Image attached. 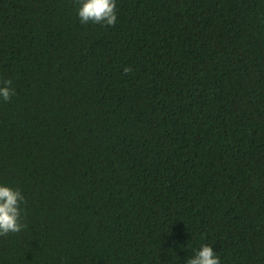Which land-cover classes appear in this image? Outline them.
Listing matches in <instances>:
<instances>
[{
    "label": "trees",
    "instance_id": "1",
    "mask_svg": "<svg viewBox=\"0 0 264 264\" xmlns=\"http://www.w3.org/2000/svg\"><path fill=\"white\" fill-rule=\"evenodd\" d=\"M116 3L0 0V264H264V0Z\"/></svg>",
    "mask_w": 264,
    "mask_h": 264
},
{
    "label": "clouds",
    "instance_id": "2",
    "mask_svg": "<svg viewBox=\"0 0 264 264\" xmlns=\"http://www.w3.org/2000/svg\"><path fill=\"white\" fill-rule=\"evenodd\" d=\"M79 4L78 16L81 23L102 24L114 27L117 23L116 0H77ZM133 71L131 66L124 67V73ZM11 79L0 78V97L4 101H10L15 94L11 87ZM26 199L19 188L0 184V236L10 233H19L27 227L23 223L21 205ZM186 264H221V260L212 245H202L193 256L186 260Z\"/></svg>",
    "mask_w": 264,
    "mask_h": 264
}]
</instances>
